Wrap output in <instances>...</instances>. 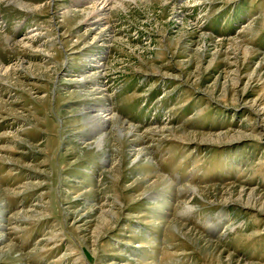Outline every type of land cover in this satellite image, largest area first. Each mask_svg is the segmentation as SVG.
Instances as JSON below:
<instances>
[{
    "label": "rangeland",
    "instance_id": "374dc122",
    "mask_svg": "<svg viewBox=\"0 0 264 264\" xmlns=\"http://www.w3.org/2000/svg\"><path fill=\"white\" fill-rule=\"evenodd\" d=\"M94 4L0 0V264H264V0Z\"/></svg>",
    "mask_w": 264,
    "mask_h": 264
},
{
    "label": "bare ground",
    "instance_id": "6f19581e",
    "mask_svg": "<svg viewBox=\"0 0 264 264\" xmlns=\"http://www.w3.org/2000/svg\"><path fill=\"white\" fill-rule=\"evenodd\" d=\"M135 1L136 0H119V1L118 0H113V1L112 0L111 1L110 0H94V3H96V4H94V6L92 7L93 10L89 12L88 16H90V17L88 19L92 20L93 23L94 22L97 23V21L100 20V18L102 16H104L106 14V12L110 9L109 6L111 4H114V5L120 4V5H122V4H125V3L135 2ZM99 121L100 120H98L97 123H95L93 128H92V131L94 133L93 136H96L97 141H98L97 142L98 145H96L97 148H101V146L104 144V140H105L104 136L105 135L103 134V131L105 130V127H106L104 124L99 126ZM117 125L119 126V123H117ZM122 132H126V134H127L129 132L131 133L132 131H131V128H125L124 126H119V133H122ZM193 191H195V190H193ZM184 211H185L183 213L184 215L187 214L188 212H190L191 211V206H186L184 208Z\"/></svg>",
    "mask_w": 264,
    "mask_h": 264
}]
</instances>
